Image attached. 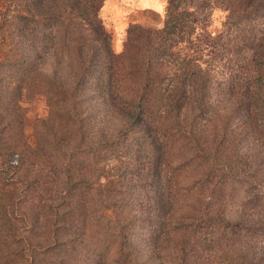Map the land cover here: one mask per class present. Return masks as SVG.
I'll return each mask as SVG.
<instances>
[{
  "label": "trees",
  "instance_id": "1",
  "mask_svg": "<svg viewBox=\"0 0 264 264\" xmlns=\"http://www.w3.org/2000/svg\"><path fill=\"white\" fill-rule=\"evenodd\" d=\"M104 2L0 0L3 264L48 263L68 214L84 227L95 212L112 217L114 264H264V0H166L163 27L129 25L119 53L98 16ZM36 96L48 115L31 146L21 103ZM92 100L94 144L85 129ZM77 153L103 166L81 168L85 189L75 195ZM128 153L127 188L91 191L87 177ZM135 178L142 208L122 216ZM27 195L41 256L16 234ZM140 220L151 229L148 257L130 234Z\"/></svg>",
  "mask_w": 264,
  "mask_h": 264
},
{
  "label": "rangeland",
  "instance_id": "2",
  "mask_svg": "<svg viewBox=\"0 0 264 264\" xmlns=\"http://www.w3.org/2000/svg\"><path fill=\"white\" fill-rule=\"evenodd\" d=\"M166 12V0H105L102 8L99 10L98 16L102 21L105 32L110 37V44L114 53H119L122 50L123 42L125 40L126 30L129 25L139 24L145 28L160 29L164 25ZM47 70L52 72L53 68L51 60L45 64ZM87 90V89H86ZM21 106L25 109L24 113V134L27 137L31 146L35 144V130H39L38 122L43 120L48 115V107L43 96H36L34 98L25 97L21 103ZM87 112H89L88 121L85 122V129L89 135L87 138L89 142L95 143L96 132L98 128V116L97 105L95 101L86 103ZM37 125V126H36ZM37 129H36V128ZM96 146L94 145V148ZM128 149L124 147V150ZM97 149L95 150V153ZM130 154L123 155V158L119 161L109 160L105 163L102 178H95V174L92 177H87L90 181L95 180V183L91 184V191L105 190L106 187L112 185L114 187L119 184L124 189L127 188V182L134 174L131 167L126 171L125 165L130 160ZM97 155L84 156L77 153L73 157L71 168L72 180H76L69 187L74 190L75 195L81 193L85 189V185L80 182L83 173L81 168L88 162L93 169L102 168L103 161L97 164L95 162ZM20 158L18 155L13 156L12 165L19 166ZM19 174V173H18ZM17 176H20V174ZM16 176V175H15ZM63 177V175H62ZM105 177V178H104ZM122 178L121 182L118 180ZM136 178L133 181V195L130 197V201L123 209V214L132 212L136 213L140 210L139 202L144 196V187L141 184H136ZM149 188L148 186H146ZM66 188V187H64ZM89 188V189H90ZM141 193V194H140ZM140 194V195H139ZM144 200V199H143ZM69 199H67V202ZM35 205L30 200V195L23 198L20 201L18 209L15 213L20 214L16 217L14 222L16 228V234L22 237L23 246L35 251L34 255L41 256L40 248L37 245L43 240V235H40L41 229L39 223H35L34 213ZM24 214V217L21 216ZM99 213L95 212L90 218V221L83 227L79 223H72L73 220L68 214L66 221V227H57L56 239L58 240L56 245L48 249L45 254L48 263L44 261L36 260V264H114V260L117 258V240L114 238V231L112 225V217H107L104 220H98ZM97 215V216H96ZM148 223L138 221V226L132 233V240L135 246L142 245V250L147 257L150 255L147 247V243L151 236V229L147 228ZM83 231L81 233V229ZM78 230V231H77ZM49 240V239H48ZM52 239H50L51 241ZM49 241V242H50ZM36 247L34 249L33 247ZM73 248V249H72ZM26 254V252H25ZM44 256V255H43ZM143 256V255H142ZM26 256H20L25 258ZM153 264H158L151 260ZM0 264H3L2 255L0 252Z\"/></svg>",
  "mask_w": 264,
  "mask_h": 264
}]
</instances>
